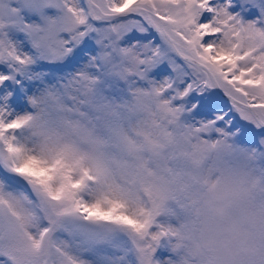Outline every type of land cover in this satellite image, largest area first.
<instances>
[{"label":"snow or ice","instance_id":"snow-or-ice-1","mask_svg":"<svg viewBox=\"0 0 264 264\" xmlns=\"http://www.w3.org/2000/svg\"><path fill=\"white\" fill-rule=\"evenodd\" d=\"M225 179L264 186V0H0V264H176Z\"/></svg>","mask_w":264,"mask_h":264},{"label":"clouds","instance_id":"clouds-1","mask_svg":"<svg viewBox=\"0 0 264 264\" xmlns=\"http://www.w3.org/2000/svg\"><path fill=\"white\" fill-rule=\"evenodd\" d=\"M177 196L176 264H255L253 250L264 245V186L245 191L225 179L215 190L196 186Z\"/></svg>","mask_w":264,"mask_h":264},{"label":"water","instance_id":"water-1","mask_svg":"<svg viewBox=\"0 0 264 264\" xmlns=\"http://www.w3.org/2000/svg\"><path fill=\"white\" fill-rule=\"evenodd\" d=\"M226 99V98H225Z\"/></svg>","mask_w":264,"mask_h":264}]
</instances>
